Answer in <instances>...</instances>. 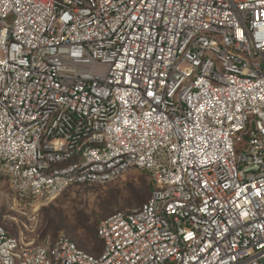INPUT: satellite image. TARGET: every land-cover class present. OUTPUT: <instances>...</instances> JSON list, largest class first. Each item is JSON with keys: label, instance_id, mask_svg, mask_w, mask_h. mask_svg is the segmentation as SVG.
Returning a JSON list of instances; mask_svg holds the SVG:
<instances>
[{"label": "built area", "instance_id": "built-area-1", "mask_svg": "<svg viewBox=\"0 0 264 264\" xmlns=\"http://www.w3.org/2000/svg\"><path fill=\"white\" fill-rule=\"evenodd\" d=\"M133 168L100 255L0 224V264H264V0H0L10 209Z\"/></svg>", "mask_w": 264, "mask_h": 264}, {"label": "rangeland", "instance_id": "rangeland-1", "mask_svg": "<svg viewBox=\"0 0 264 264\" xmlns=\"http://www.w3.org/2000/svg\"><path fill=\"white\" fill-rule=\"evenodd\" d=\"M134 189L142 191L145 202L150 198L154 185L150 183L147 171L133 168L107 184L73 185L37 211L21 212L10 209V187L7 180L0 177V224L35 242L53 240L65 233L78 246L100 255L103 242L99 236L98 239L92 237L90 228L115 212L139 206L136 198H131Z\"/></svg>", "mask_w": 264, "mask_h": 264}, {"label": "trees", "instance_id": "trees-1", "mask_svg": "<svg viewBox=\"0 0 264 264\" xmlns=\"http://www.w3.org/2000/svg\"><path fill=\"white\" fill-rule=\"evenodd\" d=\"M149 189H150V191H151V186L149 187ZM141 190L140 189H134L133 190V192L131 193V198L133 197V199L134 198H136V202L139 204V205H141V204H143L144 202H145V196L143 197L142 196V194H141ZM99 223L100 222H98V224L97 225H95L94 226V228H90V234L92 235V237L94 238V239H98V226H99ZM53 239H55V238H53ZM73 240V239H72ZM80 247V246H79ZM83 247V246H82ZM81 247V248H82Z\"/></svg>", "mask_w": 264, "mask_h": 264}]
</instances>
